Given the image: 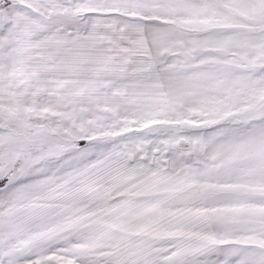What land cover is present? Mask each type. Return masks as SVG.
Segmentation results:
<instances>
[{
    "label": "snow or ice",
    "instance_id": "snow-or-ice-1",
    "mask_svg": "<svg viewBox=\"0 0 264 264\" xmlns=\"http://www.w3.org/2000/svg\"><path fill=\"white\" fill-rule=\"evenodd\" d=\"M0 264H264V0H0Z\"/></svg>",
    "mask_w": 264,
    "mask_h": 264
}]
</instances>
